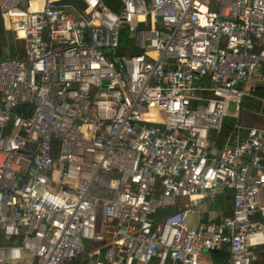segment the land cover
Listing matches in <instances>:
<instances>
[{"label":"built area","instance_id":"obj_1","mask_svg":"<svg viewBox=\"0 0 264 264\" xmlns=\"http://www.w3.org/2000/svg\"><path fill=\"white\" fill-rule=\"evenodd\" d=\"M0 16L24 53L0 58V264H264V131L211 138L264 82V0ZM223 190L229 213L204 220Z\"/></svg>","mask_w":264,"mask_h":264},{"label":"crops","instance_id":"obj_2","mask_svg":"<svg viewBox=\"0 0 264 264\" xmlns=\"http://www.w3.org/2000/svg\"><path fill=\"white\" fill-rule=\"evenodd\" d=\"M8 33L10 35V39L8 38ZM18 55L22 57L24 55L23 53V42L21 40H12L10 32L7 30V28L4 26V22L2 17L0 16V58L6 57V56H15ZM262 65V70H263ZM259 91V92H255ZM255 97L257 98L259 104L257 106H254L256 108L255 111L250 110L249 112L243 113L240 111V116L238 118V121L235 120V118L227 117L224 119L223 127L221 129V132L219 134H222L223 139L220 142L214 141V137L216 134L212 135V140L215 143V146L218 150L222 147L224 142L229 138L230 134H232V129L235 128L237 125L240 126V133L244 134L245 131L248 128L254 127L257 128L260 131H264V82L263 83H256L253 82L248 90V94L244 97ZM243 101V100H242ZM243 102L241 104V110ZM230 118V119H229ZM227 120H231L232 122H228ZM234 121V122H233ZM221 198V200L219 199ZM227 203V205H226ZM217 204H219L217 206ZM231 207V192L228 190H223L222 194L218 196L217 200L210 205L207 208L206 213L204 214L203 218L204 220H218L221 217L225 216V211L227 210L229 212V209ZM222 210V216L217 217L216 211ZM211 210V211H210ZM264 263V262H262Z\"/></svg>","mask_w":264,"mask_h":264},{"label":"rangeland","instance_id":"obj_3","mask_svg":"<svg viewBox=\"0 0 264 264\" xmlns=\"http://www.w3.org/2000/svg\"><path fill=\"white\" fill-rule=\"evenodd\" d=\"M8 38L10 39V35H9V33H8ZM122 45H124V41H122ZM250 86L251 85H249V87L248 88H250ZM243 105H242V112L243 113H245V112H249L248 110H249V108H250V110H253V111H255L256 110V108L254 107V106H257V104H259V102H258V100H257V98H255V97H246V98H244L243 99ZM264 103V102H263ZM228 112H229V114H232L233 113V104H231L230 105V107H229V110H228ZM239 116H240V114H239ZM230 119V118H229ZM228 122H232L231 120H227ZM234 122V121H233ZM223 139V136H222V134H216V136L214 137V141H216V142H220L221 140ZM219 204H217V206H218ZM221 209V208H220ZM219 208H218V210L216 211V216L217 217H219V216H222V210H220ZM170 210L169 209H162L160 212H162L164 215L166 214V213H168ZM211 211V210H210ZM262 253H259V261L261 262V258H260V255H261ZM264 255V254H263ZM204 259L205 260H210V261H213V255L212 254H208L207 252L204 254Z\"/></svg>","mask_w":264,"mask_h":264},{"label":"trees","instance_id":"obj_4","mask_svg":"<svg viewBox=\"0 0 264 264\" xmlns=\"http://www.w3.org/2000/svg\"><path fill=\"white\" fill-rule=\"evenodd\" d=\"M122 41H124V37L122 35V38H121V44H122ZM125 42V41H124ZM263 74H264V66H263ZM255 92H259V91H255ZM219 199L221 200V198L219 197ZM227 205V203H226ZM162 210V209H161ZM161 210L158 211V213L155 215V218H156V221L157 222H160L164 216V214L162 212H160ZM225 215H227L229 212L226 210L225 212ZM262 254L260 255V260L261 262H264V252H261ZM214 257H213V261L212 262H215V263H218V264H225L226 263V259L228 257V252L226 249L220 251V252H212L211 253Z\"/></svg>","mask_w":264,"mask_h":264}]
</instances>
